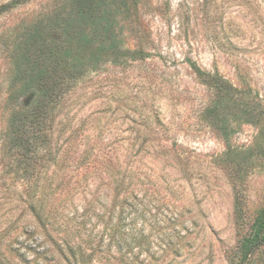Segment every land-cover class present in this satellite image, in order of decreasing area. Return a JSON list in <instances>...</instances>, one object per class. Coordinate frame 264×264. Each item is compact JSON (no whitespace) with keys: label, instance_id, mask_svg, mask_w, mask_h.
I'll use <instances>...</instances> for the list:
<instances>
[{"label":"rangeland","instance_id":"rangeland-1","mask_svg":"<svg viewBox=\"0 0 264 264\" xmlns=\"http://www.w3.org/2000/svg\"><path fill=\"white\" fill-rule=\"evenodd\" d=\"M11 1L0 0V7ZM66 1L31 0L0 12V252L7 257L11 250L14 264H68L63 239L70 232L71 245L92 240L90 250L83 245L92 264H240V241L264 207V0L116 5L112 38L144 57L92 69L55 111L59 157L47 174L53 194L45 237L26 208L37 204L29 191L41 161L27 170L8 149L9 123L28 104L15 69L24 41L53 22ZM189 63L245 92L262 113L258 122L239 120L236 106L223 104L226 141L206 117L218 95ZM124 168L147 191L128 200L132 208L117 225L109 183ZM140 203L149 207L142 216ZM246 264H264V245Z\"/></svg>","mask_w":264,"mask_h":264},{"label":"trees","instance_id":"trees-1","mask_svg":"<svg viewBox=\"0 0 264 264\" xmlns=\"http://www.w3.org/2000/svg\"><path fill=\"white\" fill-rule=\"evenodd\" d=\"M28 1L31 0L11 1L8 5L0 7V12ZM120 2L125 9V0H67L61 11L54 15L50 27L49 25L35 27L28 34L21 49L20 59L15 64L16 76L21 84L19 96L26 98L28 104L19 110L9 123L8 149L25 160L27 170L32 168L36 157V160L41 161L39 166L41 177L29 191L33 201L38 199L37 204L27 203L26 208L45 237H49V230L46 227L51 222L45 207L47 198L53 194V191H50L47 174L51 167L57 165L56 160L59 157L51 135L55 111L75 83L92 69L111 61L141 60L144 57L141 51L121 50L118 42L112 38L113 18L118 13L117 7H120ZM48 28H52L51 33L47 32ZM189 66L201 82L218 95L217 104L206 110V117L226 141L230 120L223 113V104L233 103L238 110L236 118L239 120L254 124L258 122L262 113L257 111V104L245 100L247 98L245 92L238 91L216 74L210 75L202 71L194 63H189ZM231 154L228 152L227 157ZM253 156L251 151L244 158L246 163H249ZM232 165L240 168L239 163ZM119 175L121 177L109 183L114 195L111 211L115 213L117 210V225L120 220L124 222L123 215L128 208H132V203L128 200H138L139 194L147 191L132 181L135 175L133 169L124 168L119 171ZM126 177L129 179L128 182L125 181ZM239 202V199H236L234 209L237 222L242 219ZM139 208L142 211L138 216H142L149 207L140 203L137 210H140ZM137 210L135 209L134 212H138ZM113 229L116 230L115 227ZM75 234L69 232L72 237ZM69 235L63 239L67 253V256L64 255L66 262L92 264V256L86 252L88 248L90 250L93 247L92 240L88 238L83 244L89 246L88 248L80 243L71 245ZM17 239L18 236L13 241ZM262 245H264V207L254 218L249 234L240 241L239 263L246 264L251 255ZM11 252L8 250L7 257L5 253L0 252V264H14L11 261ZM13 255L19 257L15 253Z\"/></svg>","mask_w":264,"mask_h":264}]
</instances>
